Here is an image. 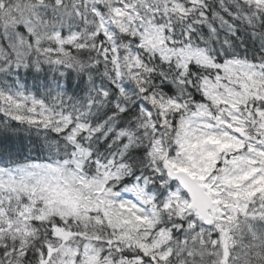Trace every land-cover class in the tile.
<instances>
[{
	"label": "snow or ice",
	"instance_id": "1",
	"mask_svg": "<svg viewBox=\"0 0 264 264\" xmlns=\"http://www.w3.org/2000/svg\"><path fill=\"white\" fill-rule=\"evenodd\" d=\"M0 264H264V0H0Z\"/></svg>",
	"mask_w": 264,
	"mask_h": 264
}]
</instances>
